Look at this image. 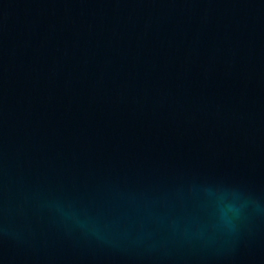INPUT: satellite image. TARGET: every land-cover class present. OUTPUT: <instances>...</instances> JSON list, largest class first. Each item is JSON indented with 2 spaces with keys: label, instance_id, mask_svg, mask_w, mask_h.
<instances>
[{
  "label": "water",
  "instance_id": "95a60500",
  "mask_svg": "<svg viewBox=\"0 0 264 264\" xmlns=\"http://www.w3.org/2000/svg\"><path fill=\"white\" fill-rule=\"evenodd\" d=\"M0 264H264V0H0Z\"/></svg>",
  "mask_w": 264,
  "mask_h": 264
}]
</instances>
